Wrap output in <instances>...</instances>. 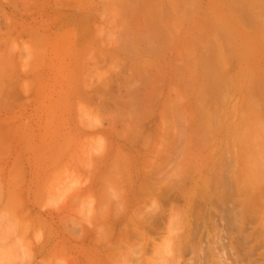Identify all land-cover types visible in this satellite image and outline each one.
Wrapping results in <instances>:
<instances>
[{"label":"rangeland","instance_id":"rangeland-1","mask_svg":"<svg viewBox=\"0 0 264 264\" xmlns=\"http://www.w3.org/2000/svg\"><path fill=\"white\" fill-rule=\"evenodd\" d=\"M219 248L264 264V0H0V264Z\"/></svg>","mask_w":264,"mask_h":264},{"label":"bare ground","instance_id":"bare-ground-1","mask_svg":"<svg viewBox=\"0 0 264 264\" xmlns=\"http://www.w3.org/2000/svg\"><path fill=\"white\" fill-rule=\"evenodd\" d=\"M131 34H132V33H131ZM153 34H154V33H153ZM132 35H133V34H132ZM135 35H136V34H135ZM151 35H152V34H151ZM151 35H150V36H151ZM137 36H138V35H137ZM150 36H148V37H149V38H148L149 40H150ZM152 36H153V35H152ZM152 36H151V37H152ZM146 37H147V36H146ZM128 38H129V37H128ZM141 38H142V37H141ZM138 39H139V38H138ZM146 39H147V38H146ZM148 39H147V40H148ZM152 39H153V38H152ZM155 40H156V39H155ZM129 41H130V40H129ZM132 41H133V40H132ZM139 41H143V38H142V40H139ZM143 43H144V42H143ZM148 43H150V42H147V44H148ZM125 44H126V43H125ZM139 44H140V43H139ZM150 44H151V43H150ZM150 44H149V45H150ZM135 45H136V44H135ZM150 46H151V45H150ZM122 47H123V46H122ZM130 48H131V47H130ZM132 48H133V47H132ZM122 49H123V48H122ZM125 50H126V49H125ZM126 52H127V50H126ZM153 52H154V51H153ZM121 56H122V54H121ZM124 56H125V55H124ZM139 56L141 57V55H139ZM140 57H139V58H140ZM130 59H131V58H130ZM147 59H148V58H147ZM152 60H153V59H152ZM152 60H151V61H152ZM139 61H140V60H139ZM204 61H205V60H204ZM130 63H131V62H130ZM142 63H143V62H142ZM143 64H144V63H143ZM143 64H142V65H143ZM144 65H145V64H144ZM144 65H143V66L139 65V67H140V68H143ZM208 65H209V64H207L206 66H208ZM123 67H124V66H123ZM149 68H150V67H149ZM135 95H136V94H135ZM138 103H139V102H138ZM111 134H112V133H111ZM244 143H245V142H244ZM245 151H246V150H245ZM172 152H173V151H172ZM172 152H171V153H172ZM173 155H174V154H173ZM245 155H246V154H245ZM171 157H172V156H171ZM246 162H247V161H246ZM112 163H113V161H112ZM114 163H115V162H114ZM110 165H111V164H110ZM143 165H144V164H143ZM249 165H250V164H249ZM114 166H115V165H114ZM108 169H109V168H108ZM154 172H156V171H153V173H154ZM154 174H157V173H154ZM113 175H114V174H113ZM115 175H116V174H115ZM154 177H155V175H154ZM110 179H111V178H110ZM153 179H155V178H153ZM102 180H103V179H102ZM155 180H158V177H157V179H155ZM106 181H107V180H106ZM106 181H105V182H106ZM108 182H109V181H108ZM121 182H122V181H121ZM218 183H219V182H218ZM154 184H155V183H154ZM105 185H106V183H105ZM110 185H111V184H110ZM153 187H155V186H153ZM138 188H139V187H138ZM107 189L109 190V188H107ZM107 189H106V190H107ZM104 191H105V190H104ZM106 192H107V191H106ZM113 192H114V191H113ZM124 193H125V192H124ZM140 193H141V192H140ZM142 193H143V192H142ZM116 194H117V193H116ZM103 195H104V194H103ZM103 195H102V196H103ZM119 195H120V194H119ZM122 198H123V197H122ZM106 199H107V197H106ZM123 199H124V198H123ZM104 200H105V199H104ZM104 200H103V201H104ZM110 200H111V199H110ZM138 200H139V199H138ZM100 201H101V200H100ZM103 201H101L100 203H102ZM122 201L124 202V200H122ZM122 201H121V203H122ZM137 202H138V201H137ZM118 203H119V202H118ZM118 203H114V205H115V204H118ZM124 203H125V202H124ZM124 203H122V204L125 205ZM109 204H110V203H109ZM122 204H121V205H122ZM110 205H111V204H110ZM119 205H120V203H119ZM97 206H98V205H97ZM116 206H118V205H116ZM102 207H103V206H102ZM105 207H106V206H105ZM114 207H115V206H114ZM119 207H120V206H119ZM98 208H99V207H98ZM112 208H113V207H112ZM110 209H111V208H110ZM117 210H118V209H117ZM122 211H123V210H122ZM109 212H110V211H109ZM10 213H11V212H10ZM106 213H107V212H106ZM109 214H110V213H109ZM135 214H136V216L139 217V216H141L142 212H141V211H137ZM99 215H100V214H99ZM13 217H14V216H13ZM105 217H107V216H105ZM108 217H109V216H108ZM140 218H141V217H140ZM11 220H12V217H11ZM220 220H222V218H221ZM110 225H111V224H110ZM109 227H110V226H109ZM107 230H108V228H107ZM95 232H96V231H95ZM124 233H125V232H124ZM107 234H108V233H107ZM107 234H106V235H107ZM109 234H110V233H109ZM96 235H97V234H96ZM99 235H100V234H99ZM106 242H107V241H106ZM125 247H126V246H125ZM112 249H113V248H112ZM107 250H108V249H107ZM125 250H126V249H125ZM138 252H139V251H138ZM7 253H8V252H7ZM121 253H122V251H121ZM123 253L125 254V252H123ZM124 254H123V255H124ZM127 254H128V253H127ZM120 256H121V255H120ZM125 256H126V255H125ZM127 256H128V255H127ZM103 257H104V256H103ZM121 257H122V256H121ZM121 257H120V259H121ZM210 257H211V258H209V259H211V260H210V261L208 260V261L211 262V264H212V262H213L214 259L216 260V261H215V264H226V263H224V262H225V259H224V258H225V256H224V251H223L221 248H219V249H217V250L215 249V250H214V253H211V254H210ZM118 258H119V257H118ZM123 258H124V257H123ZM126 258H127V257H126ZM126 258H124L123 260H122V259H121V260H117V262H120V263L122 264L123 262L126 261V260H125ZM203 258H205V257H203ZM206 258H208V257L206 256ZM121 261H123V262H121ZM130 261H131V260H130ZM117 262H116V264H117ZM131 262H132V261H131ZM131 262H130V263H131ZM120 263H119V264H120ZM128 263H129V262H128ZM124 264H125V263H124ZM134 264H136V263H134Z\"/></svg>","mask_w":264,"mask_h":264}]
</instances>
